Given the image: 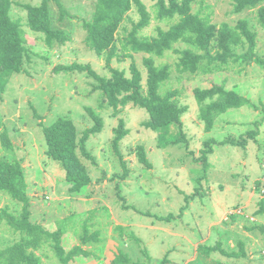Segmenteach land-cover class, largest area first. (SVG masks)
<instances>
[{
    "label": "rangeland",
    "instance_id": "1",
    "mask_svg": "<svg viewBox=\"0 0 264 264\" xmlns=\"http://www.w3.org/2000/svg\"><path fill=\"white\" fill-rule=\"evenodd\" d=\"M141 1L152 16L140 34L154 36L158 27L167 29L171 22L156 18L155 0ZM12 2L11 15L21 20L27 35L28 57L26 72L10 77L0 100V134L7 131L15 146L12 154L0 139V157L22 161L33 223L54 230L58 221L76 215L62 236L66 250L79 243L73 231H81L84 219L88 218L91 231H100L102 241L87 246L93 255L78 257L71 264H112L119 249L133 261L146 263V254L152 264H159L167 254V264H237L219 251L204 256L198 247H214L221 242L224 249H237L240 240L247 251V258L240 261L264 264V66L242 58L207 66L205 60L195 74L177 69L178 55L174 51L153 56L155 65H170V77L161 93L176 90L175 98L187 110L181 124L152 131L143 126L150 119L147 111L132 102L119 105L115 113L104 101L102 91L94 89L100 84L88 71H53L59 64L76 62L89 65L102 77L111 75L109 67L125 70L130 76L134 63L142 72L145 86L144 58L148 55L123 48L125 36L141 18L135 3L125 12L117 32L116 53L122 59L115 55L108 61L107 53L98 55L87 43L88 33L83 27V22L94 16L96 0L50 1L52 27L68 36L65 43L55 42L52 47L25 24L26 10L21 5L40 4L41 0ZM192 7L217 25L236 26L240 20H247L256 32L254 56L264 59V29L256 21V8L234 13L230 0H196ZM246 51V47L236 50L238 55ZM213 85L238 92L252 105L219 115L213 128L206 131L194 90ZM34 109L40 118L34 116ZM61 117L75 123L79 136L95 127V117L102 125L101 131L86 142L93 160L78 152L92 178L91 185L80 194L68 192L65 172L46 155L40 122L47 126ZM120 122L126 133L115 149L113 141ZM226 140L232 142L218 144ZM140 146L152 168L139 161ZM125 170L127 176L122 177ZM3 207L19 214L22 204L0 191V209ZM171 213L176 216L172 220L157 219ZM117 226L125 228L122 237ZM19 237L0 220V248ZM44 252L36 253L45 264H57L52 252Z\"/></svg>",
    "mask_w": 264,
    "mask_h": 264
},
{
    "label": "trees",
    "instance_id": "2",
    "mask_svg": "<svg viewBox=\"0 0 264 264\" xmlns=\"http://www.w3.org/2000/svg\"><path fill=\"white\" fill-rule=\"evenodd\" d=\"M50 1L52 0H41L40 4L35 5H21L26 10L25 24L29 30L38 33L48 47L54 46L55 42L63 44L68 39L64 30L52 27ZM195 1L155 0L156 18L171 23L167 29L158 27L154 36L140 34L141 30L150 23L152 16L141 0H96L92 20L83 22V27L88 33L87 43L91 45L96 54L107 53L109 61L118 55L116 53L117 32L124 19V14L133 3L136 4L141 18L133 24L132 29L125 36L123 48L148 55L144 58L147 68L145 86L142 85V72L134 63L130 65V76L126 75L125 70L109 67L111 75L102 77L89 65L76 62L59 64L53 69L54 73L88 71L100 84L94 89L102 91L104 101L108 102L115 113L119 111V105L125 106L132 102L147 111L150 119L144 122L143 126L152 131L168 128L171 124H181V117L186 112L187 106L181 105L175 98L178 94L176 90L161 93V88L170 77V65H155L153 56L162 57L167 51H174L178 55L177 69L180 72L195 74L198 73L205 60L207 66L214 62L226 63L231 58L249 59L264 66V59L254 56L256 32L250 27L247 20H240L236 26L227 23L217 25L211 22L207 15H202L199 9L193 10L192 5ZM56 2L59 3V0ZM230 2L234 13L256 8V21L264 29V0H230ZM12 3V0H0V100L10 77L13 74L26 72L24 64L28 57L27 35L21 20L14 19L11 15ZM62 13H65L64 10ZM177 44L179 47H175ZM239 47H246L247 51L238 55L236 50ZM126 54L124 53L123 56ZM118 59H122V55H118ZM217 67L220 68V65ZM205 69H207L205 71H211L210 68ZM194 95L199 105V118L204 120L206 131L213 128L219 115L230 109L252 105L248 98L234 90L225 89L224 85H213L211 88L205 89L195 88ZM255 108L257 109V106ZM34 116L41 117L35 109ZM95 120L97 121L95 127L85 130L82 136H79L75 123L69 118H58L47 126L40 122L47 145L46 155L57 162L65 172L64 179L69 185L68 192L70 194L83 193L91 185L92 178L78 152L85 158L93 160L90 152L86 149V142L91 135L101 131V121L99 122L96 117ZM125 133L123 122H120L117 137L113 141L115 149ZM248 133L252 134V131ZM0 139L3 147L13 154L15 146L7 131L0 134ZM227 142L231 143L232 140L221 141L218 144ZM242 143L244 142L240 144ZM139 149V161L145 167L152 168V164L144 152V147L140 146ZM127 173L128 170H125L122 177H126ZM27 186L22 161L15 157L1 156L0 191L21 203L22 208L19 214L10 211L8 207L0 209V220L20 236L18 240L0 248V264H45L42 261V256L36 253L37 251L52 252L57 264H71L78 257L92 256L93 253L87 249V246L101 242L102 238L99 230L91 231L88 218L82 222L80 232L75 229L73 231L79 236V243L66 250L62 244V236L76 215L72 213L58 221L54 230L48 229L41 223H33L29 219L31 197L27 194ZM142 213L149 214L148 212ZM175 217L171 213L168 216H157V219L166 222ZM116 229L120 231L122 237L125 228L117 226ZM262 230L264 231V227ZM132 237L135 239L134 236ZM237 247V249H224L222 243L217 242L214 247L200 245L198 248L204 256H209L213 251H219L228 259L238 262L237 264H249L246 261H240L247 258L244 241H238ZM44 256L48 257V254L44 252ZM145 256L148 260L146 263L138 260L133 261L128 253L119 249L111 263L152 264L148 255L145 254ZM167 263H169L168 254L160 260L159 264Z\"/></svg>",
    "mask_w": 264,
    "mask_h": 264
}]
</instances>
